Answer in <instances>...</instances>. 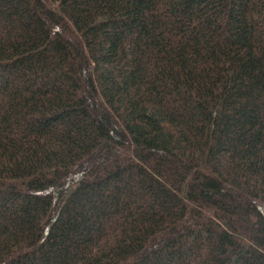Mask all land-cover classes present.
<instances>
[{"label": "trees", "instance_id": "16d2710c", "mask_svg": "<svg viewBox=\"0 0 264 264\" xmlns=\"http://www.w3.org/2000/svg\"><path fill=\"white\" fill-rule=\"evenodd\" d=\"M0 264H264V0H0Z\"/></svg>", "mask_w": 264, "mask_h": 264}]
</instances>
